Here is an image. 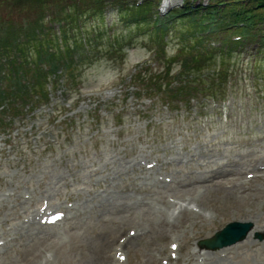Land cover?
<instances>
[{
  "label": "rangeland",
  "instance_id": "1",
  "mask_svg": "<svg viewBox=\"0 0 264 264\" xmlns=\"http://www.w3.org/2000/svg\"><path fill=\"white\" fill-rule=\"evenodd\" d=\"M160 1L164 16L185 0ZM117 19L108 5L105 27L130 33L131 44L85 67L76 90L58 78L45 102L5 114L0 238L7 241L0 264H31L41 254L52 258L49 264H79L101 239L119 243L135 234L134 245L108 249L117 264H210L203 254L216 250L197 242L237 220L250 221L252 229L219 251L221 264H264V236L255 237L264 235V78L251 75L258 70L252 58H234L240 71L227 92L237 98L223 107L211 101L170 106L154 81L169 65L155 57L148 33ZM176 44L168 42L166 57L178 53ZM170 65L171 73L179 68ZM261 70L264 75V62ZM179 205L186 212L179 214ZM44 207L64 211L65 219L42 223L30 239L17 238L21 222Z\"/></svg>",
  "mask_w": 264,
  "mask_h": 264
},
{
  "label": "trees",
  "instance_id": "2",
  "mask_svg": "<svg viewBox=\"0 0 264 264\" xmlns=\"http://www.w3.org/2000/svg\"><path fill=\"white\" fill-rule=\"evenodd\" d=\"M158 2L0 0V114H16L26 105L45 102L46 89L55 87L58 78L74 87L85 67L109 55V49L121 52L132 43L130 33L118 35L114 28L105 27L108 5L125 28L148 33L155 57L169 65L154 75V84L157 91L168 87L161 93L171 102L187 104L198 95L222 98L224 88L218 89V84L225 85L240 71L233 67L234 58H252L253 69L258 70L251 75L264 78V0H208L205 6L185 0L164 16L156 9ZM86 21L93 23L91 28ZM169 41L177 42L178 51L170 58L165 49ZM172 63H179L175 73H171ZM213 63L216 67L209 70ZM167 76L177 80L176 85H169ZM6 124L1 117L0 125Z\"/></svg>",
  "mask_w": 264,
  "mask_h": 264
},
{
  "label": "bare ground",
  "instance_id": "3",
  "mask_svg": "<svg viewBox=\"0 0 264 264\" xmlns=\"http://www.w3.org/2000/svg\"><path fill=\"white\" fill-rule=\"evenodd\" d=\"M168 0H166V4H167ZM186 207L183 205H179V214L182 212H186ZM35 214H38V211L35 212ZM35 214L32 213L29 217H27L24 221L21 222L20 224V231L17 232V238H27L30 239L33 235H37L38 232H40V223L38 221V219L35 218ZM161 214V213H160ZM162 215H167L166 211L162 212ZM168 217V216H167ZM168 227H172V224ZM12 231H15L14 229H12ZM167 231V227L164 226L160 229V233L163 235L165 232ZM53 236V235H52ZM139 238V234H135L134 236L132 235H128L126 238H124L122 241H120L119 243L117 241L112 242L111 241L114 239L113 236H109L106 238L101 239L94 248H92L91 250H89V252L87 253V256L85 258H81V261L79 264H117V261H114L111 257H110V253L109 250L114 247L116 249H121L122 247H128V246H132L135 244V242L137 241V239ZM3 239L2 245L0 247V251L1 249L4 248V244L5 241H7V239L4 237L0 238ZM111 243V244H110ZM109 249V250H108ZM225 248H220L217 249L216 251H222ZM108 250V251H107ZM25 254L28 255L29 250H24ZM216 251L214 252H205L204 253V259H208L211 260L210 264H221V260L220 258H218V254H215ZM206 253H214V254H206ZM210 257H215L214 260H212ZM52 258H49L47 255L43 256L38 255V260L37 262H32L31 264H49L51 262Z\"/></svg>",
  "mask_w": 264,
  "mask_h": 264
},
{
  "label": "water",
  "instance_id": "4",
  "mask_svg": "<svg viewBox=\"0 0 264 264\" xmlns=\"http://www.w3.org/2000/svg\"><path fill=\"white\" fill-rule=\"evenodd\" d=\"M251 227L250 222L232 221L216 231L212 237L200 240L198 244L208 249H218L243 240Z\"/></svg>",
  "mask_w": 264,
  "mask_h": 264
}]
</instances>
